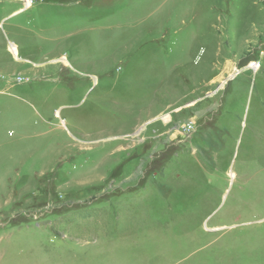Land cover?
Masks as SVG:
<instances>
[{"label": "rangeland", "instance_id": "374dc122", "mask_svg": "<svg viewBox=\"0 0 264 264\" xmlns=\"http://www.w3.org/2000/svg\"><path fill=\"white\" fill-rule=\"evenodd\" d=\"M0 264H264V0H0Z\"/></svg>", "mask_w": 264, "mask_h": 264}, {"label": "built area", "instance_id": "2783aa9c", "mask_svg": "<svg viewBox=\"0 0 264 264\" xmlns=\"http://www.w3.org/2000/svg\"><path fill=\"white\" fill-rule=\"evenodd\" d=\"M254 64V71H256V70H258L260 67H261V65H260V62H256V63H253ZM240 72V70H237L236 71V73H235V75L237 74V73H239ZM234 75V76H235ZM232 78V77H231ZM228 79H230V77H228ZM227 79V80H228ZM194 129V127H193V125L192 124H187V125H185V127H184V130L186 131V132H191L192 130Z\"/></svg>", "mask_w": 264, "mask_h": 264}]
</instances>
